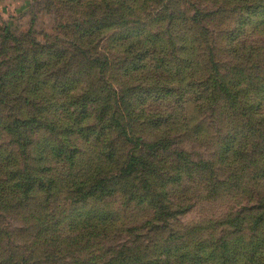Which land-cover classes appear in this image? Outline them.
<instances>
[{"label": "rangeland", "instance_id": "obj_1", "mask_svg": "<svg viewBox=\"0 0 264 264\" xmlns=\"http://www.w3.org/2000/svg\"><path fill=\"white\" fill-rule=\"evenodd\" d=\"M0 85V264H165L164 247L264 241L244 210L264 204L251 153L264 151V0H0ZM230 135L250 138L245 172L227 165ZM131 154L151 164L154 194L123 176ZM201 161L217 177L188 172L163 190ZM26 174L31 193L15 187Z\"/></svg>", "mask_w": 264, "mask_h": 264}, {"label": "trees", "instance_id": "obj_2", "mask_svg": "<svg viewBox=\"0 0 264 264\" xmlns=\"http://www.w3.org/2000/svg\"><path fill=\"white\" fill-rule=\"evenodd\" d=\"M123 2V1H122ZM124 3V2H123ZM109 17L107 19H118L120 20L117 23V26L119 28H127L129 25H131V22H129L127 20V18L124 16V14H120L119 10L116 11L114 9L109 8ZM34 20L32 21V24H34ZM77 25V24H76ZM75 25V26H76ZM78 27V26H76ZM121 47V45H120ZM213 61V59H212ZM216 68V67H214ZM218 69V67L216 68ZM215 69V70H216ZM215 70L213 71V77H212V81L216 84V88H221L220 90V94L221 95H228L230 93V88L228 87V85L224 82V80L221 78L220 74L217 73V71L215 72ZM1 86V85H0ZM241 87V85H239V88ZM233 90V89H231ZM246 90H250L249 92H251V89L248 88ZM244 91V90H242ZM255 92H262V91H255ZM248 93V92H247ZM251 96H254V91L251 93ZM248 95V94H247ZM243 96H246V94H243ZM239 97V101H242V99L240 98V95H238ZM224 98L220 97L219 98V102L222 101ZM261 107V104H259L256 108L255 111L258 112L259 109ZM252 108V107H251ZM246 111V109H244L243 111H240L238 114L242 115L244 112ZM261 121H256L255 125L256 127L260 126ZM256 133L260 136H264V134L259 133L256 131ZM237 138L238 135H230V139L228 140V144H227V149H226V154H230V157L232 156V158H229V160L227 159V165H230V167L233 168H241L244 172L246 171L247 167H246V163L242 158V153L250 146L249 145V137L247 136H243V142L237 143ZM237 144V145H236ZM240 146V147H239ZM163 146L160 143H156L153 145H149L147 150L148 152H152V151H160L161 148ZM238 148V151H237ZM258 148V144L254 143L251 145V153L254 155V159L257 158V155L262 157L263 161H264V151L263 153H261ZM179 157H184L183 154H180ZM128 163L125 167V169L122 171L123 172V176L126 179H130L133 176H137L139 174L143 175V180L145 182L146 185H149V188L153 190V194L156 191V188L153 187L152 184H150L149 179H146L147 177H151L154 172L150 169L151 168V164L148 162V159H145L144 157H137L133 154L129 155L128 159H127ZM7 163V162H6ZM259 165V164H258ZM191 166L193 167V169L190 170V168H188V166H184V167H177V170H179L178 173V177H175V179H173V181H169L167 182L165 185H163V190H169L168 189V185H173L176 186L177 189V193L178 191L181 189L182 185H183V175L191 172V174L193 173H197L199 175H201V173H205L207 172L210 176L213 177H217V173L214 171V167L211 166V164L206 163L204 161H201L199 163H194L191 164ZM143 168V169H141ZM6 169H1L0 168V176H5V172ZM145 172V173H144ZM264 175V173H263ZM32 178L30 175H25L24 177H22L20 179V181L18 182V184L15 186L17 188V190H25L27 191V193H31L33 191V188L29 189L27 182L31 181ZM109 180V176L108 177H103L99 180H97L94 183V187H98L100 189H103L106 185H103L105 182H107ZM211 185L213 186V190L218 189L219 187H221V185L217 184V183H211ZM5 190H7L6 188H0V191L4 192ZM173 190V189H172ZM187 191H189L187 189ZM175 193V192H174ZM259 196V195H258ZM262 198V197H260ZM252 199V197H250V200ZM175 202L176 201H180V199H173ZM264 201V198H263ZM144 201H141L140 205L143 204ZM262 204V202H261ZM159 207H161L162 205L166 206L167 208H170L169 206L172 205L174 206V203L167 201V203H159L158 204ZM154 208V206H153ZM156 212V209H154ZM247 213L248 220L250 218H252V228L255 227L259 230L264 229V204H262V207L256 206L253 208H245L244 209ZM255 211V212H252ZM250 213H257L256 215L250 216ZM245 218H241L240 221L242 224L246 223L247 221H245ZM262 228V229H261ZM242 234V233H241ZM241 234H239L238 236H240V238H237L234 240L233 242V247H232V251H229V245L222 243L223 244L221 246L220 249H213V248H205L203 246H199L196 247L194 251L191 252L189 245H184L181 249H179L178 251H173V249H170L169 247H164L161 250L159 257H165L164 263L165 264H171V261H173L172 259H177L175 260V264H187L186 262H183L184 260H188L189 263L188 264H242L240 262L245 261L244 264H264V255L261 256L260 258L257 257V255L259 254L262 246H264V241H261L262 243L260 245H252V250H247L244 251L242 248H240L239 246L241 245V243H243L242 241V236ZM44 235V234H43ZM42 235V237H43ZM41 236V233H40ZM173 238V237H171ZM169 238V240L171 239ZM182 240V239H181ZM240 240V241H238ZM181 245L178 247L180 248ZM148 248V247H147ZM231 254L234 256L233 260H228L227 254ZM14 254V251H12V255ZM11 255V256H12ZM136 256H139L137 254L133 255L132 257L129 258H125V255L120 254L119 256H117L116 260L113 263L110 264H117L118 261H124L123 264H154L151 263V261L145 262V259H140L137 258ZM124 257V258H123ZM120 258V259H119ZM145 258H147V256L145 255ZM14 260H23L25 261L26 264H30L31 261L33 260V256L31 255L27 260H25V256H18L15 255L13 256V258L10 259L11 261ZM126 260V261H125ZM18 264V263H16ZM156 264H159L156 262Z\"/></svg>", "mask_w": 264, "mask_h": 264}]
</instances>
